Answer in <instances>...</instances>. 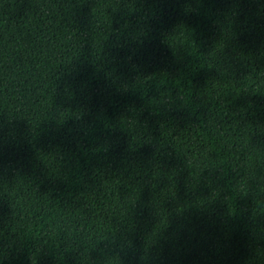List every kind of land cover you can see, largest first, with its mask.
<instances>
[{
    "label": "trees",
    "instance_id": "16d2710c",
    "mask_svg": "<svg viewBox=\"0 0 264 264\" xmlns=\"http://www.w3.org/2000/svg\"><path fill=\"white\" fill-rule=\"evenodd\" d=\"M0 264H264V0H0Z\"/></svg>",
    "mask_w": 264,
    "mask_h": 264
}]
</instances>
